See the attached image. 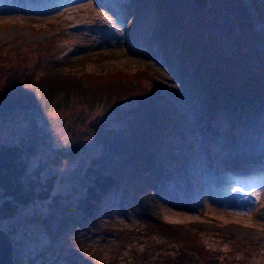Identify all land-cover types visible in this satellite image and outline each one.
<instances>
[{
	"label": "rangeland",
	"instance_id": "rangeland-1",
	"mask_svg": "<svg viewBox=\"0 0 264 264\" xmlns=\"http://www.w3.org/2000/svg\"><path fill=\"white\" fill-rule=\"evenodd\" d=\"M4 1L0 0V7L6 10L8 5ZM69 1V4L61 6L59 0H24L23 6L27 8L21 17H0V55L3 56L0 64L14 63V72L13 69L8 72L12 71L11 75L15 77L9 81L4 77L10 75H0V100L10 93L23 90L33 93L34 104L38 105L40 94L41 99L47 98L38 87L39 82L47 76L58 82H78L84 87L88 83L85 79L89 76L123 75V83L136 86V81H139L143 84L139 85L140 88L157 92V96H150V100L156 108L167 112L173 122L175 135L182 144L178 159L180 163L177 168L163 172L153 168L147 177L150 189L137 196L138 203L134 194L125 192L122 186L111 189L100 203L95 227L65 223L63 214L57 211L49 218V230L46 229L41 216L48 209L47 201L31 205L23 209L20 215L4 220L0 228L11 240L14 263L180 264L183 261L177 258V254L183 246L190 247L184 239L189 240L193 235L217 264H264V209L259 211L260 218L252 221L257 229L244 231L222 221L202 218L196 213H189L192 220L185 222L180 217L167 216L156 205L157 196L165 190H174L178 195L183 194L180 193L182 190L186 194L193 192L191 175L204 177L206 181L210 179L209 174L214 170L212 164L221 156L227 144L223 140L228 133L222 125L223 117L226 113L230 121L237 118L238 107H233L231 111L234 118L220 105L210 111L204 99L187 81L190 68L181 74L173 57L166 61L147 53L145 43L148 30L151 32L153 27L150 0ZM243 2L248 7L255 29L264 30V0ZM20 18L24 23H14ZM258 47L264 49V41L259 42ZM47 51L54 53L56 58L63 55L69 58L57 64L53 72L43 71V65L35 63L34 57L30 62H21L23 57L45 54ZM30 75L32 79L21 80ZM20 96L11 99L12 106L0 103V142L18 141L26 129V114L35 113L34 110L28 111V108L18 106ZM54 96L56 99L47 110H41L38 115L39 123L45 125L50 121L52 126L45 125L46 128L52 129L61 142L67 143L72 135L82 129L73 125V116L80 110L88 114V108L83 110L85 103L80 102L75 90L66 93L59 91ZM252 105L257 107L258 117L249 119L236 133L240 134L254 124L260 126L259 130L263 128L264 102L254 99ZM99 113L96 110L92 117ZM83 139L90 141L91 137L84 136ZM223 141L225 145L219 148ZM84 153L81 151L76 158L61 164L47 161L43 153L39 158H33L31 165H42L43 172H55L57 178L52 192H65L74 185L71 178L80 172L78 168L89 159ZM186 154L190 157H186ZM193 168H201V171L192 174ZM180 170L185 171L186 179H179ZM172 173H175L174 179H168ZM215 187V183H211L210 189L222 196L220 202L224 206L232 199L238 203L234 185H226L223 193L215 190ZM140 201L144 205L140 207L144 216L187 235L180 238L163 229L147 227L144 216L135 211ZM195 249L198 252L199 248ZM203 260L200 255H193L186 259V264H206Z\"/></svg>",
	"mask_w": 264,
	"mask_h": 264
},
{
	"label": "trees",
	"instance_id": "trees-1",
	"mask_svg": "<svg viewBox=\"0 0 264 264\" xmlns=\"http://www.w3.org/2000/svg\"><path fill=\"white\" fill-rule=\"evenodd\" d=\"M150 1L153 27L151 32L148 30L145 43L147 53L166 61L173 57L181 74L190 68L187 81L210 111L220 105L234 118L231 111L238 107V117L231 121L223 110L222 125L228 132L223 140L227 142L244 123L258 117L253 100L264 102V49L258 47L264 41V30L255 29L243 0ZM26 57L21 59L22 63ZM32 57L35 63L43 65L45 72H53L57 64L69 58L68 55L56 58L48 51ZM13 67L14 63L0 64V75H10L4 79L14 80ZM10 69L13 70L8 72ZM25 77L21 80H30L33 76ZM123 80V75L89 76L85 79L87 86L83 87L78 82H58L47 76L38 85L47 98L41 99L39 93L38 105L34 104L33 93L23 90L0 100L12 106L11 99L21 95L18 106L35 111L26 114V129L18 141L0 142V227L1 222L20 215L23 209L45 201L48 209L41 217L46 229L49 230V218L57 211L63 214L65 223L95 227L100 203L111 189L122 186L125 192L134 194L138 203L137 196L150 189L147 178L150 171L156 168L163 172L174 167L182 144L175 135L169 114L151 103L150 96L156 97L157 92L140 88L143 84L139 81L134 86ZM73 90L80 102L85 103L82 107L88 108V114L80 110L73 116V125L82 129L64 143L52 129L46 128L52 126L51 122L41 125L38 115L41 110H47L57 92ZM96 110L100 113L92 117ZM84 136H90L91 140H84ZM222 145L224 141L219 148ZM81 151L89 159L78 168L80 172L71 178L74 185L65 192H52L57 178L55 172H43L42 165H31L32 159L43 153L47 161L61 164L76 158ZM143 206L140 201V206L135 207L142 216L140 207ZM144 219L147 227L163 229L180 238L187 235L158 220L147 216ZM190 237L184 239L190 247L183 246L177 254L183 261L180 264H186V259L193 255H200L206 264H217L198 239ZM194 246L199 248L198 252Z\"/></svg>",
	"mask_w": 264,
	"mask_h": 264
},
{
	"label": "bare ground",
	"instance_id": "bare-ground-1",
	"mask_svg": "<svg viewBox=\"0 0 264 264\" xmlns=\"http://www.w3.org/2000/svg\"><path fill=\"white\" fill-rule=\"evenodd\" d=\"M68 1L59 0V5L69 4L70 1ZM4 3L8 6L6 10L0 7V17L4 15L21 17L27 8V6H23L24 0H5ZM102 8L106 7L102 5ZM14 23L24 22L20 18ZM26 58V62H30L33 57L31 55ZM256 127H258L256 124L249 126L244 131H239L240 134L235 133L229 138L224 147L225 151L221 156L219 154L220 157L212 164L214 170L209 174V180H204V177L195 178L191 175L190 185L193 186V192L188 195L182 190L180 193L183 194L178 195L179 193L177 194L174 190H165L157 196L156 205L167 216H177L185 222L192 220V217L188 216L189 213H196L202 218L222 221L226 225L229 224L244 231L256 230L257 227L252 221L259 219V211L264 209V202L262 203L264 200V126L258 131ZM185 156L190 157L187 154ZM179 161L173 168L178 167ZM196 171H201V168H197V170L193 168L192 174ZM179 173L181 175H179V179H186L185 171L180 170ZM174 174H170L168 179H174ZM211 183H215V190L222 193L226 185H234L238 203L232 199L227 206H224L220 202L222 196L216 195L210 189Z\"/></svg>",
	"mask_w": 264,
	"mask_h": 264
},
{
	"label": "water",
	"instance_id": "water-1",
	"mask_svg": "<svg viewBox=\"0 0 264 264\" xmlns=\"http://www.w3.org/2000/svg\"><path fill=\"white\" fill-rule=\"evenodd\" d=\"M0 264H15L12 256V243L9 236L0 228Z\"/></svg>",
	"mask_w": 264,
	"mask_h": 264
},
{
	"label": "snow or ice",
	"instance_id": "snow-or-ice-1",
	"mask_svg": "<svg viewBox=\"0 0 264 264\" xmlns=\"http://www.w3.org/2000/svg\"><path fill=\"white\" fill-rule=\"evenodd\" d=\"M105 19H108V17H105Z\"/></svg>",
	"mask_w": 264,
	"mask_h": 264
}]
</instances>
